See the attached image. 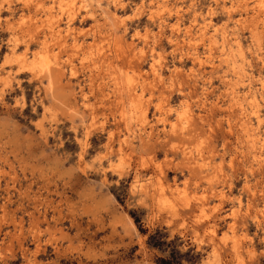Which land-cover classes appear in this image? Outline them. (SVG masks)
Segmentation results:
<instances>
[{
  "label": "clouds",
  "instance_id": "clouds-1",
  "mask_svg": "<svg viewBox=\"0 0 264 264\" xmlns=\"http://www.w3.org/2000/svg\"><path fill=\"white\" fill-rule=\"evenodd\" d=\"M0 264H264V0H0Z\"/></svg>",
  "mask_w": 264,
  "mask_h": 264
}]
</instances>
